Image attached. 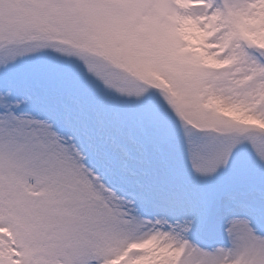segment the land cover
I'll return each mask as SVG.
<instances>
[{"label": "snow or ice", "instance_id": "1", "mask_svg": "<svg viewBox=\"0 0 264 264\" xmlns=\"http://www.w3.org/2000/svg\"><path fill=\"white\" fill-rule=\"evenodd\" d=\"M0 264H264V0H0Z\"/></svg>", "mask_w": 264, "mask_h": 264}]
</instances>
